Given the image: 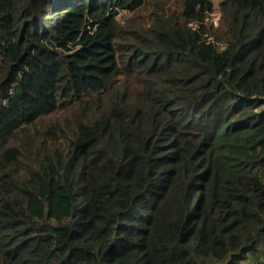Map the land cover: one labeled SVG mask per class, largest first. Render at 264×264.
Instances as JSON below:
<instances>
[{
    "label": "trees",
    "instance_id": "obj_1",
    "mask_svg": "<svg viewBox=\"0 0 264 264\" xmlns=\"http://www.w3.org/2000/svg\"><path fill=\"white\" fill-rule=\"evenodd\" d=\"M171 4L0 0V264H264V0Z\"/></svg>",
    "mask_w": 264,
    "mask_h": 264
},
{
    "label": "rangeland",
    "instance_id": "obj_2",
    "mask_svg": "<svg viewBox=\"0 0 264 264\" xmlns=\"http://www.w3.org/2000/svg\"><path fill=\"white\" fill-rule=\"evenodd\" d=\"M171 1L175 2L176 0H157V3L159 5H165L166 7L169 8L172 5ZM220 1H222V0H212L214 10H213V14L209 17V23L217 25L218 18H219V15H218V12H217V7H218V4L220 3ZM149 8L152 9L151 6H149Z\"/></svg>",
    "mask_w": 264,
    "mask_h": 264
}]
</instances>
